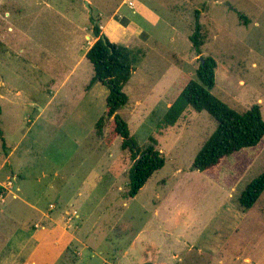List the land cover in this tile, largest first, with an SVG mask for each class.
<instances>
[{"label":"rangeland","instance_id":"rangeland-1","mask_svg":"<svg viewBox=\"0 0 264 264\" xmlns=\"http://www.w3.org/2000/svg\"><path fill=\"white\" fill-rule=\"evenodd\" d=\"M197 20L199 54L190 40ZM95 23L112 42L144 50L118 113L142 149L157 141L165 165L134 197L133 161L114 118L97 129L108 89L88 87ZM207 55L218 63L211 92L240 112L259 104L264 119V0H0V124L9 148L5 155L0 136V195L20 187L45 210L55 203L59 223L32 253L37 264H264V191L251 208L239 201L264 171V137L199 171L192 164L215 118L188 108L161 126Z\"/></svg>","mask_w":264,"mask_h":264},{"label":"trees","instance_id":"trees-1","mask_svg":"<svg viewBox=\"0 0 264 264\" xmlns=\"http://www.w3.org/2000/svg\"><path fill=\"white\" fill-rule=\"evenodd\" d=\"M199 14V11H197ZM95 21V20H94ZM94 44L86 52V57L93 64L94 74L88 87L99 82L108 89L106 112L97 123L99 133H103L104 119L114 118L115 133L122 137V149L130 151L133 164L129 170V189L127 195L136 196L141 188L157 170L165 165L163 153L154 144L145 149L131 134L129 123L118 113L129 102V95L124 91L137 64L144 57L142 48L112 42L102 31L101 25L94 24ZM106 36V40L103 38ZM195 51L202 52L204 35L202 25L197 20L195 30L190 35ZM217 60L212 55L200 59L196 78L184 86L179 95L168 107L161 120V126H174L188 108L207 111L217 121L213 133L196 154L192 168L199 171H211L221 160L244 147L257 145L264 137V119L259 104H254L244 112L237 111L211 92L216 84ZM2 108L0 105V114ZM0 136L5 155L9 148L0 124ZM264 191V171L253 178L242 191L239 201L244 209L251 208ZM152 264V263H147Z\"/></svg>","mask_w":264,"mask_h":264},{"label":"crops","instance_id":"crops-1","mask_svg":"<svg viewBox=\"0 0 264 264\" xmlns=\"http://www.w3.org/2000/svg\"><path fill=\"white\" fill-rule=\"evenodd\" d=\"M21 192L22 189L18 187L16 192L0 195V203H7L4 207H0V220L3 219L0 222V229L5 230L0 234V244L6 239L8 241L6 244L8 249L0 251V264H37V259L31 257L32 253L37 254L39 251L36 250L37 248L49 243V232L55 226L50 222L59 226L52 211L56 210L55 203H51L49 209L45 210L39 205V200H29L22 196ZM19 199L25 206L15 202ZM15 224H18V227ZM29 245L31 246L28 250ZM245 259L247 262L252 261L249 255Z\"/></svg>","mask_w":264,"mask_h":264},{"label":"water","instance_id":"water-1","mask_svg":"<svg viewBox=\"0 0 264 264\" xmlns=\"http://www.w3.org/2000/svg\"><path fill=\"white\" fill-rule=\"evenodd\" d=\"M88 3H89V2L87 1V4H88ZM103 38L106 40V36H104ZM201 59L203 60V58H201Z\"/></svg>","mask_w":264,"mask_h":264}]
</instances>
